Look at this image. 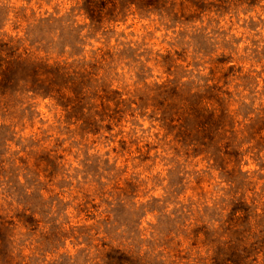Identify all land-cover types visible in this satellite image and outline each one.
<instances>
[{
  "label": "rangeland",
  "instance_id": "1",
  "mask_svg": "<svg viewBox=\"0 0 264 264\" xmlns=\"http://www.w3.org/2000/svg\"><path fill=\"white\" fill-rule=\"evenodd\" d=\"M83 1L0 0V38L96 63L126 99L97 133L48 98L16 94L0 108V264H108L110 247L146 264H209L213 236L228 257L225 220L240 208L251 225L236 243L264 264V132L250 120L264 108V0H157L91 27ZM166 81L227 92L237 132L222 153L175 138L153 98ZM208 224L212 237L194 236Z\"/></svg>",
  "mask_w": 264,
  "mask_h": 264
},
{
  "label": "trees",
  "instance_id": "2",
  "mask_svg": "<svg viewBox=\"0 0 264 264\" xmlns=\"http://www.w3.org/2000/svg\"><path fill=\"white\" fill-rule=\"evenodd\" d=\"M98 1L102 4V1ZM155 1L108 0V4L99 5L96 0H84L82 10L89 19L85 26L121 19L131 6L135 10L146 11L157 5ZM40 19L50 22L58 20L53 15ZM155 86L158 91L153 98L162 100L160 106L156 105L157 109L166 114L163 118L166 125L177 129L174 136L180 138L182 146L192 147L194 155H198L206 152L205 148L212 142L211 147L214 146L215 150L210 152L211 157L221 147L216 145L226 141L231 143L229 137L237 131L232 123L234 110L228 107L229 99L224 96L227 92L215 88L216 84L206 87L193 84L189 87L184 82L166 81ZM16 94L28 99L48 98L61 108L67 121L73 120L70 123H78L93 133L119 123L126 108V99L121 98L122 94L116 89L110 88V83H105L103 75L98 74L96 63L38 56L30 46L23 45L20 37L8 36L6 39L0 38V108H6L8 102L13 105ZM250 120L253 132H264V108ZM237 212L241 215L235 214ZM248 216V210L234 209L225 220L226 229L232 234L227 238L230 244L221 252L228 257L218 253L217 238L213 236V231H208L210 224L193 230L194 236H198V233L204 234L206 239L213 236L209 240L214 245L209 264H255V258H250L252 245L236 243L238 239L235 238L243 225L246 226L244 231L251 225ZM211 228L214 227L210 225ZM107 252L104 262L108 264H146L141 262L140 255L125 253L118 248L110 247Z\"/></svg>",
  "mask_w": 264,
  "mask_h": 264
}]
</instances>
